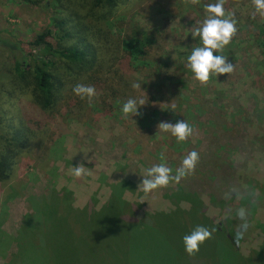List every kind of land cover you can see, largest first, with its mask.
Segmentation results:
<instances>
[{"label":"rangeland","instance_id":"1","mask_svg":"<svg viewBox=\"0 0 264 264\" xmlns=\"http://www.w3.org/2000/svg\"><path fill=\"white\" fill-rule=\"evenodd\" d=\"M216 2L130 0L119 7L110 23L114 32L121 29L131 34L141 29L162 36V48L152 56L157 60L154 67L132 73V84H141L135 92L145 102L141 106L144 122L130 114L125 117L122 111L113 114L107 103L101 105L98 92L93 106L72 98L76 101L67 100L58 112L46 115L48 124L39 141L19 159L11 181L0 185L4 235H15L23 216L30 212L29 198L46 194L49 183L69 189L75 207L91 205L98 210L111 196L110 186L125 182L122 199L139 206L137 218L173 211L167 195L180 187L200 197L206 216L215 223L233 222L243 256L257 250L263 241L259 226H264V50L248 40L245 31L247 16L261 18L252 0H226L224 4L226 14L234 13L242 26L231 41L236 44L233 55L226 56L234 64L232 73L213 74L205 85L187 62L177 61L178 55L187 59L193 47L202 46L198 37H191V28L208 16L205 6ZM49 17V10L22 0H0V29L10 31L9 36L3 34L5 39L31 41L49 25ZM192 41L194 46L182 47L193 45ZM180 86L187 87L184 97L174 90ZM194 104L201 114L186 113L188 109L195 112ZM183 119L194 128L186 141L178 142L170 132H158L160 122L175 124ZM193 150L199 162L179 183L170 182L150 193L138 189L146 169L166 163L175 175ZM80 163L90 175L78 179L72 166ZM180 206L187 209L189 205ZM241 208L246 213L243 218L237 215ZM14 250L13 242L1 249L0 264Z\"/></svg>","mask_w":264,"mask_h":264},{"label":"trees","instance_id":"2","mask_svg":"<svg viewBox=\"0 0 264 264\" xmlns=\"http://www.w3.org/2000/svg\"><path fill=\"white\" fill-rule=\"evenodd\" d=\"M22 1L49 10L50 17L49 25L28 42L5 39L3 34L9 36L10 31L0 29V185L11 181L19 159L39 141L48 124L46 115L58 112L67 100L89 104L73 93L77 83L94 85L101 105L107 103L113 114L120 113L129 98L139 101L132 73L154 67L157 60L152 56L163 44L157 31L112 30L116 11L130 0ZM245 21L248 40L263 51L264 15L260 20L247 16ZM236 27H242L240 21ZM234 45L231 42L215 54L233 55ZM182 56L177 61L187 62ZM174 90L184 97L187 87ZM196 105L191 106L195 112L188 109L186 113L201 114ZM138 112L134 117L144 122L141 107ZM124 184L111 185V196L96 210L91 205L75 207L69 189L49 183L46 194L29 198L30 212L15 235L0 230V253L11 242L15 244L3 264H264V226H259L262 243L243 256L233 222L215 223L208 218L198 195L179 187L167 195L173 211L137 218L139 206L122 199ZM180 203L189 206L182 209ZM197 225L208 227L212 236L190 256L183 237Z\"/></svg>","mask_w":264,"mask_h":264},{"label":"clouds","instance_id":"3","mask_svg":"<svg viewBox=\"0 0 264 264\" xmlns=\"http://www.w3.org/2000/svg\"><path fill=\"white\" fill-rule=\"evenodd\" d=\"M199 0H191V3L196 4ZM226 0H217L216 3L205 6L208 16L202 23L194 24L191 28L192 38H199L202 41V46L192 49L191 54L187 58V67L194 73L195 78L201 84H207L210 77L215 74L223 75L230 74L234 71V64L224 55L214 53L221 52L225 46L229 45L232 38L238 31L234 13H227L224 8ZM255 9L261 15H264V0H252ZM134 89H141L140 83H133ZM73 93L81 99H87L91 104L97 96V90L94 85L77 83L73 87ZM145 102L140 99L129 98L122 105V113L125 117L129 114L140 115L138 109ZM158 132H170L176 137L178 142L186 141L194 133V128L186 121L180 120L175 124L169 122H160L158 124ZM199 154L193 150L189 152L182 160L181 166L176 169V174L173 175V170L166 165L160 163L146 169V173L138 189L145 193H150L158 188L167 187L170 182L179 183L182 178L193 173L196 165L199 162ZM72 174L76 178H83L90 175V171L83 163L72 166ZM237 215L243 218L246 213L243 208L239 209ZM212 232L208 227L197 225L189 234L183 237V244L188 255H195L199 252L200 245L207 239H210Z\"/></svg>","mask_w":264,"mask_h":264}]
</instances>
